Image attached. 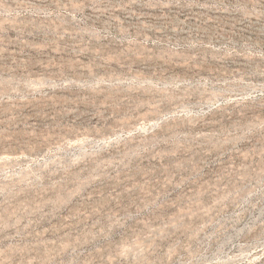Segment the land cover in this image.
Instances as JSON below:
<instances>
[{"label": "rangeland", "instance_id": "1", "mask_svg": "<svg viewBox=\"0 0 264 264\" xmlns=\"http://www.w3.org/2000/svg\"><path fill=\"white\" fill-rule=\"evenodd\" d=\"M0 264H264V0H0Z\"/></svg>", "mask_w": 264, "mask_h": 264}]
</instances>
